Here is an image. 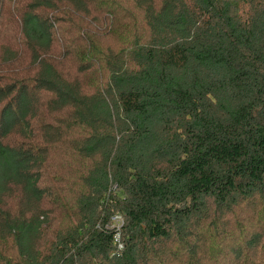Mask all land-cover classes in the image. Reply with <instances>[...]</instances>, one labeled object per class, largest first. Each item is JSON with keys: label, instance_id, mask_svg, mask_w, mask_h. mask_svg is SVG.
I'll return each mask as SVG.
<instances>
[{"label": "trees", "instance_id": "trees-1", "mask_svg": "<svg viewBox=\"0 0 264 264\" xmlns=\"http://www.w3.org/2000/svg\"><path fill=\"white\" fill-rule=\"evenodd\" d=\"M0 264H264V0H0Z\"/></svg>", "mask_w": 264, "mask_h": 264}, {"label": "built area", "instance_id": "built-area-1", "mask_svg": "<svg viewBox=\"0 0 264 264\" xmlns=\"http://www.w3.org/2000/svg\"><path fill=\"white\" fill-rule=\"evenodd\" d=\"M114 219L116 220V223H118L117 226L122 224V219L119 216L115 217ZM121 247H122L121 244H118V248Z\"/></svg>", "mask_w": 264, "mask_h": 264}]
</instances>
